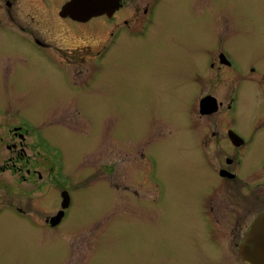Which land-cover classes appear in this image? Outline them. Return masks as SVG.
Segmentation results:
<instances>
[{"label": "flooded vegetation", "instance_id": "1", "mask_svg": "<svg viewBox=\"0 0 264 264\" xmlns=\"http://www.w3.org/2000/svg\"><path fill=\"white\" fill-rule=\"evenodd\" d=\"M204 6V0H187L184 17L200 25L195 29L187 25L190 36L185 42L176 0H103L96 13L93 0H0V37L8 40L12 52H22L18 56L23 55L27 68L38 75H51L49 80L56 88L49 104L72 109L76 118L83 107L137 104L146 109L144 102L157 103L168 111L149 124L146 136L161 133L164 146L169 140L181 155L192 152L201 158L198 167L202 172L214 177L199 203L185 204L191 213L174 230L160 208L166 195L162 151L157 149L155 155L138 150L143 182L148 192L153 188V196L137 199L157 206L158 213L149 218L142 215L136 222L129 214L118 213L126 209L127 198L110 199L112 211L94 216L93 250L80 253L86 256L84 264H96L94 258L103 248L115 249L118 255L119 263L106 264H251L241 252L250 227L264 216V54L260 53L264 45L250 41V49L242 45L235 52L227 44L226 11L221 3L214 0L206 10ZM170 7L179 11L174 14ZM170 25L184 46L180 51L160 40H148L162 37ZM198 29L201 36H197ZM241 47L248 52L243 53ZM117 68L128 70V75L111 74ZM112 77L116 84H107ZM131 93L140 100L126 99ZM167 95L172 97L171 104ZM179 97L188 98L184 106ZM8 107L0 105V117ZM185 109L182 123L177 117ZM189 109L192 118L187 120ZM24 120L7 128L0 125V174L8 175V180L0 179L4 195L0 212L9 208L29 223L31 231L62 233L65 229L58 227L73 203L71 191L64 186L65 167L51 164L48 137L38 135L30 128L31 122ZM81 125L86 123L76 129ZM177 127H185L187 134H176ZM119 145L127 152L125 142ZM126 159L122 157L123 162ZM107 166L114 178L119 162L112 160ZM149 167L155 168L159 180L147 178ZM51 177L59 187L60 202L50 215L45 200ZM114 184L111 187L117 189ZM175 194L179 201L184 199ZM65 197L64 216L53 225L51 219L63 210ZM132 223L139 228H129ZM62 249L60 260L42 264H73L67 262L71 249Z\"/></svg>", "mask_w": 264, "mask_h": 264}, {"label": "rangeland", "instance_id": "2", "mask_svg": "<svg viewBox=\"0 0 264 264\" xmlns=\"http://www.w3.org/2000/svg\"><path fill=\"white\" fill-rule=\"evenodd\" d=\"M218 1L226 11L224 26L225 35L228 36L226 37L228 38L227 44L235 52L238 53L239 46L242 45L250 49L251 45L247 44L250 41H256L260 46L264 45V0ZM211 2L213 4L214 0H204V10ZM177 5L180 7L179 22L183 24L181 29L185 42H187L190 36L187 25L195 29L200 23L184 17L187 11V0H176ZM169 9L176 14V9L171 7ZM197 36H201L199 29ZM214 36L210 16V43ZM148 40L154 43L157 40L161 43L165 42L166 47L172 50L180 51L184 48L180 43L177 30L171 25L162 37H149ZM241 49L243 53L248 52L243 47ZM20 53L22 52L18 49L12 52L8 40L0 37V105L9 106L0 117V125L7 128L12 122L26 118L31 122L30 128L34 129L38 135L41 136L43 133L48 137L50 142L48 154L51 164L58 162L64 165L66 172L64 186L71 191L73 203L68 209L64 222L58 227V229H65L62 233L53 232L51 229L31 231L28 228L29 223L13 214L9 208L0 212V264H42L50 262L49 260H60L63 253L62 248L72 251L67 262L75 264L80 261L84 264L86 256H81L80 253L85 251L87 255L93 250L91 245H93L94 216L112 211L114 206H108L110 199L115 202L113 200L115 198H127L129 204L125 206L126 209H121L118 213L129 214V219L136 220V222L138 218L143 217L142 215L149 218L151 214H157V206L137 199L153 196V188L151 192H148V186L143 182L144 168L137 160L138 150L143 152L146 149L155 155L157 149L160 148L162 151L165 163L162 175L166 182V195L160 208L169 219L170 227L179 230L181 219L191 213L189 206L185 204L192 201L199 203L198 198L203 196V192H206V188L210 186L214 177L213 174L209 176L208 173L202 172L198 167L202 160L192 152L188 151L187 156L181 155L169 140L164 146L161 133L146 136L149 124L155 119H160V116L164 117V112L168 110L157 103L147 104L146 102H144L146 109L138 107L137 104H128L123 107H83L80 109V116L74 118L72 109L49 104L55 99L56 88L55 83L49 80L51 75L34 73L22 61L23 55L18 56ZM260 53L264 54V46ZM123 69L117 68L111 74L124 78L128 75V70ZM107 84H116V78H109ZM134 98L140 100L133 93L126 97L131 101H134ZM167 98L171 104L172 97L167 95ZM179 98L183 106L188 101V98ZM185 118L186 109L183 110L182 117L178 114L177 119L183 123ZM189 118H192L190 109L187 120ZM85 123L86 125H81L76 129V126ZM181 128L182 130L179 127L176 128V134H187L185 127ZM163 132L166 133L167 129ZM191 133L189 131V135ZM117 138L120 143H126L127 152L116 141ZM122 157H127L125 162ZM112 160L119 162V172L115 173L117 175L114 178L109 174L107 166ZM148 170L150 172L147 178L159 180L154 167L146 168L145 171ZM56 175V172L53 173V176ZM0 179L8 180V175L0 174ZM114 183L117 184V189L111 187V185L115 186ZM58 188L55 187V182L51 177L50 190L45 200L49 205L50 215L55 214L56 209L59 208ZM174 194L184 199L179 201L173 196ZM3 196L2 186H0V198ZM181 204L185 207L181 208ZM129 228H139V226L132 223L129 224ZM129 252L134 253L133 250ZM150 252L154 254L153 250ZM90 261H93L92 257ZM94 261L96 264H106L112 261L119 263L117 251L108 248L107 250L99 249Z\"/></svg>", "mask_w": 264, "mask_h": 264}, {"label": "water", "instance_id": "3", "mask_svg": "<svg viewBox=\"0 0 264 264\" xmlns=\"http://www.w3.org/2000/svg\"><path fill=\"white\" fill-rule=\"evenodd\" d=\"M102 6L103 0H93V13L100 11L99 9ZM67 206L68 200L65 197L63 201V210L51 219L53 225L61 221L65 213L64 209ZM242 248L241 253L245 260L251 264H264V216H260L254 221L244 239Z\"/></svg>", "mask_w": 264, "mask_h": 264}]
</instances>
